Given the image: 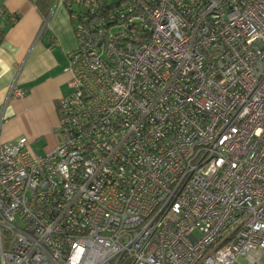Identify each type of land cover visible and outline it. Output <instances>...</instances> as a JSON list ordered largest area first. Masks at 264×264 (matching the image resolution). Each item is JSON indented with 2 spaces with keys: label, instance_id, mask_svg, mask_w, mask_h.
I'll use <instances>...</instances> for the list:
<instances>
[{
  "label": "built area",
  "instance_id": "built-area-1",
  "mask_svg": "<svg viewBox=\"0 0 264 264\" xmlns=\"http://www.w3.org/2000/svg\"><path fill=\"white\" fill-rule=\"evenodd\" d=\"M61 1L57 144L0 141V264H264V0Z\"/></svg>",
  "mask_w": 264,
  "mask_h": 264
},
{
  "label": "crops",
  "instance_id": "crops-1",
  "mask_svg": "<svg viewBox=\"0 0 264 264\" xmlns=\"http://www.w3.org/2000/svg\"><path fill=\"white\" fill-rule=\"evenodd\" d=\"M0 9V141L26 137L43 155L57 144V100L69 92L71 19L61 0H0ZM11 14L18 15L13 23ZM12 84L21 97L9 95Z\"/></svg>",
  "mask_w": 264,
  "mask_h": 264
},
{
  "label": "trees",
  "instance_id": "trees-1",
  "mask_svg": "<svg viewBox=\"0 0 264 264\" xmlns=\"http://www.w3.org/2000/svg\"><path fill=\"white\" fill-rule=\"evenodd\" d=\"M53 0H34V2L37 4V5H44V4H47V3H51Z\"/></svg>",
  "mask_w": 264,
  "mask_h": 264
},
{
  "label": "rangeland",
  "instance_id": "rangeland-1",
  "mask_svg": "<svg viewBox=\"0 0 264 264\" xmlns=\"http://www.w3.org/2000/svg\"><path fill=\"white\" fill-rule=\"evenodd\" d=\"M27 149L30 151L32 155L38 154L36 150H34L29 144L27 146Z\"/></svg>",
  "mask_w": 264,
  "mask_h": 264
}]
</instances>
